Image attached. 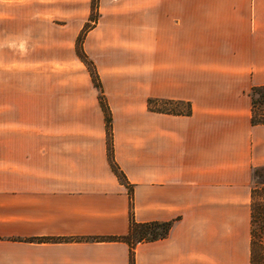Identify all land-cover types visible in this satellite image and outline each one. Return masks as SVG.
<instances>
[{"label": "crops", "instance_id": "crops-1", "mask_svg": "<svg viewBox=\"0 0 264 264\" xmlns=\"http://www.w3.org/2000/svg\"><path fill=\"white\" fill-rule=\"evenodd\" d=\"M260 84L264 0H0V264H130V192L134 264H250Z\"/></svg>", "mask_w": 264, "mask_h": 264}, {"label": "trees", "instance_id": "trees-1", "mask_svg": "<svg viewBox=\"0 0 264 264\" xmlns=\"http://www.w3.org/2000/svg\"><path fill=\"white\" fill-rule=\"evenodd\" d=\"M81 37L78 38L80 42ZM79 44V43H78ZM79 47V46H78ZM81 58L86 62L90 74L94 83L97 86H100L98 81V76L94 69V66L91 64L90 60L86 58L84 53L79 50ZM252 99V114L251 121L252 123H264V84L253 85L250 91ZM100 101L105 115L106 123V133H107V151L108 158L112 169L116 172L118 177L122 178V175L112 156V144H111V114L108 109L106 102L104 101L102 90L100 89ZM173 109V108H171ZM264 166L255 167L253 172L255 174L257 168H262ZM264 183V181H262ZM255 185L252 186L251 190V219H250V264H264V206L259 208L257 212L254 208L253 195L255 192ZM129 227L128 231L125 234L121 235H108L101 236V238H122L126 240L129 244V262L134 264V246L137 242L154 240L160 237L165 236L168 233V230L171 226V220H149V221H137L133 215L132 209V194L129 193Z\"/></svg>", "mask_w": 264, "mask_h": 264}, {"label": "rangeland", "instance_id": "rangeland-1", "mask_svg": "<svg viewBox=\"0 0 264 264\" xmlns=\"http://www.w3.org/2000/svg\"><path fill=\"white\" fill-rule=\"evenodd\" d=\"M94 2H92V10L90 12V15H89V21L86 23V24H89L91 23V20L94 19V16H95V10H94ZM84 25V27H82L83 29L80 30V34H78V38H80L82 36V33L84 32L85 30V27L87 25ZM181 104H174V106H172L173 108H177V107H180ZM264 181V167L262 168H257L255 174H254V179H253V184L252 186H256L255 187V192H254V195H253V203H254V208H255V211L257 212V210L259 208H261L262 206H264V183L262 182Z\"/></svg>", "mask_w": 264, "mask_h": 264}]
</instances>
